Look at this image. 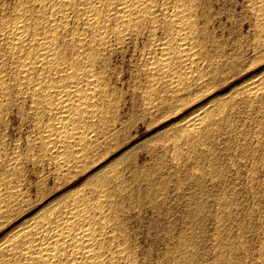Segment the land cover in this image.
<instances>
[{
	"label": "snow or ice",
	"instance_id": "snow-or-ice-1",
	"mask_svg": "<svg viewBox=\"0 0 264 264\" xmlns=\"http://www.w3.org/2000/svg\"><path fill=\"white\" fill-rule=\"evenodd\" d=\"M177 33L189 65L244 71L264 57V0H0V208L21 183L48 195L49 138L71 114L64 85L75 91L82 75L95 81L92 134L116 117L129 139L143 132L137 121L167 87L159 58L169 60ZM253 95L162 160L142 149L148 167L100 177L80 222L54 225L63 247L52 255L23 231L5 241L0 220V264H264V95Z\"/></svg>",
	"mask_w": 264,
	"mask_h": 264
},
{
	"label": "bare ground",
	"instance_id": "bare-ground-1",
	"mask_svg": "<svg viewBox=\"0 0 264 264\" xmlns=\"http://www.w3.org/2000/svg\"><path fill=\"white\" fill-rule=\"evenodd\" d=\"M180 36L181 34L177 33V44L172 45V52L168 54L171 63H169V60H165L163 56H160L159 58L160 63L167 65V67L171 70V78H168L169 72L163 73L164 78H166L167 87L164 88L163 91L156 89L155 92L150 96L148 103V105L152 106L153 108L160 110L166 106V101L168 98L189 92L190 95H188L184 100L179 101V104L175 106V108L171 109L172 112L170 113H178L181 111V109L187 105H190V103L195 102L198 98V95L193 93L196 92L197 89L205 85H209L207 79H204L202 74L208 73L212 79L219 66L217 64L214 68L211 65H200L197 67L195 60H193L191 65H189L187 55L183 54L179 50L180 48L184 47L182 41L180 40ZM181 61H183V63H181ZM41 63H43V61H41ZM57 76L63 83L65 78L59 76L58 73ZM247 81L248 82H244V84H242L239 88H236L234 92L231 93L232 95L230 94L231 98L228 101L225 99L223 100L224 102L221 101L204 106L191 112L186 118L176 123L174 131H177L178 140L181 141L186 139V133L191 134V129H195L201 125H204L206 122L213 120L217 114H222L223 109H228L235 103H241L242 101H240L239 98L242 96L247 98L249 92L254 94L252 97L253 99L259 98L260 95H264L263 71L262 73L251 77ZM69 83L73 82L70 81ZM94 83L95 81L89 82L85 80L82 75L79 82H75V91L72 87L64 85L65 91L69 97V99H66L64 102L69 110V113L71 114L67 116V121L63 123V127L59 131L58 136L55 138H49L50 147L48 151L52 157L49 168L51 169V174L54 176L53 178L56 180L57 177L64 172H70L71 170H73V172L71 174L69 173V176H65L63 183L59 184L58 182V185H55L53 188H51L48 194L51 191L53 192V190L60 188L64 183H69L80 173H83L85 171L86 164H88L93 155L99 153V150H102L101 148L109 140L108 136L112 134L118 117L113 119V122L110 126L112 131H109L108 128H104L103 134L99 138L97 135L92 134V130H90L89 107L92 106V98L90 94L96 92V88L93 87ZM96 111L99 110L97 109ZM91 116L92 120H95V114L93 113ZM77 118H79L78 122ZM57 127L60 126L57 125ZM95 157L96 156L93 158ZM102 171L104 172V170ZM106 174V172L97 174L96 176L93 174L95 176V183L93 182V184L88 185L89 178L92 179V177H89L87 180L88 182L84 181V183L68 190L66 193L52 200L33 216L26 218L24 221L8 231L4 236V240L7 241L10 237L14 238L15 235H17L20 231H23L26 233L29 244H32L36 237H39V242L35 244L36 248L43 247L44 252L48 253L49 255L57 252L60 247H63L61 244L62 234L56 231L54 225H61L62 222L67 224L69 217H72L73 219L79 218L81 213L78 212L77 209H83L84 203L87 199L85 194L92 188L94 184L99 182L100 177L105 176ZM31 196V185L24 187L23 183H21L16 191L12 193L9 201L5 202L7 205L6 209L0 208V220L6 221V223L3 225V228L7 225H10V223L17 218L19 213L17 211L18 205L28 200L27 198H31ZM44 198L45 197L42 199ZM42 199L38 200L40 201ZM84 213L87 214V209H84ZM79 222L80 221L77 219V223ZM71 227L72 226L69 224V232L71 231ZM50 248L51 251H49ZM40 264H49V261L46 257H44L41 259ZM53 264H58L54 256Z\"/></svg>",
	"mask_w": 264,
	"mask_h": 264
},
{
	"label": "rangeland",
	"instance_id": "rangeland-1",
	"mask_svg": "<svg viewBox=\"0 0 264 264\" xmlns=\"http://www.w3.org/2000/svg\"><path fill=\"white\" fill-rule=\"evenodd\" d=\"M261 60H264V57H260L255 60L244 71L234 69L231 66H222L218 63L219 66L217 68V72L212 77V84L207 85V87L203 86L199 88V91L194 92L193 94L198 95L196 101L190 103V105H187L178 113L170 112H172L171 109L175 108V106L179 104V101L184 100L188 95H190L189 92L168 98L166 106L160 110H157L148 104L145 105L144 115L137 121V126H142L145 130L143 132L138 131L136 137L129 139L127 132L121 134V132L117 130V123L119 122L117 119L112 134H110L111 136H108L109 140L106 142V146L104 145L101 148L102 150H99V153H96L97 155L95 154L92 156V160L90 159V163L88 162V164H86L85 171L83 173H80L69 183H64L60 188L53 190V192L51 191V194L49 193L40 201L33 196H31V198H27L28 200L18 205L17 211L19 213L17 218L3 229L8 232L9 229L14 228L26 218L33 216L52 200L58 198L68 190L84 183V181H87L89 177H92V179L89 178L88 185L93 184V182L95 183V176L97 174L105 172L109 173L110 171H115L121 167L135 170L141 162L144 163L145 167H148L146 162L147 158H143L142 161V149H147L149 157L155 155L157 161L162 160L163 156L167 153L168 148L180 142L177 137V131H174V127H176L175 124L186 118L191 112L197 109L208 106L212 103L221 101L224 102L223 100L225 99L228 101L231 98L230 94L233 93L236 88H239L242 84H244V82H248L247 80L256 74L262 73V71L264 72V67L260 66ZM236 104L238 103H235L234 105ZM138 139H143V143H136L135 147H130V145ZM94 156L96 157L93 158ZM102 170H104V172ZM72 172L73 170L60 174L57 177V180L53 178L54 176L51 174L53 183L51 187L48 188V192L55 185H58V182L59 184L63 183L65 176H69ZM0 236H2V234H0Z\"/></svg>",
	"mask_w": 264,
	"mask_h": 264
}]
</instances>
